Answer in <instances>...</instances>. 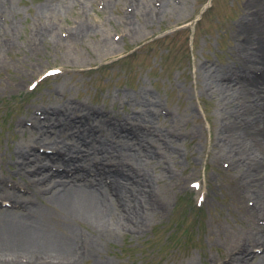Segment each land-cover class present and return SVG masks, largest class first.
I'll return each mask as SVG.
<instances>
[{"label": "rangeland", "instance_id": "374dc122", "mask_svg": "<svg viewBox=\"0 0 264 264\" xmlns=\"http://www.w3.org/2000/svg\"><path fill=\"white\" fill-rule=\"evenodd\" d=\"M164 1L160 12L158 0H136L158 13L146 25L135 16L124 34L115 25L131 8L125 2L86 3L81 19L98 30L67 51L50 40H26L43 28L36 17L43 0L9 1L11 13L0 19L3 28H14L8 40L2 37L8 44L0 49V180L21 181L12 166L13 150L34 138L22 131L36 110L79 103L108 116L109 122H94L107 129L141 111L134 98L142 92L158 103L150 108L155 113L150 126L170 133L178 153L162 155L159 169L149 166L152 196L162 210L146 214L143 232L115 236L99 251L115 264H225L237 242L258 232L261 222L218 139L222 102L209 90L208 74L218 70L217 82H225V74L248 69L262 81L257 66L246 60L244 39L256 5L264 20V0ZM76 8L52 18L56 34L80 19ZM105 33L117 49L101 50L98 39ZM250 34L264 38V27ZM160 138L155 141L162 144Z\"/></svg>", "mask_w": 264, "mask_h": 264}, {"label": "bare ground", "instance_id": "6f19581e", "mask_svg": "<svg viewBox=\"0 0 264 264\" xmlns=\"http://www.w3.org/2000/svg\"><path fill=\"white\" fill-rule=\"evenodd\" d=\"M9 1L0 0V19L11 13ZM99 1L106 7L118 1L131 7L115 25L123 34L135 16L146 25L154 23L158 13L136 0H43L36 13L43 19V28L33 29L27 42L50 40L66 51L75 48L98 30L97 25L89 26L81 19L80 7ZM158 3L163 12L166 2ZM74 8L80 19L65 33L56 34L52 18ZM260 9L255 6L254 18L248 22L250 32L264 27ZM13 30L12 25L3 28L0 22L1 50ZM250 32L244 39L246 60L257 66L262 81L250 76L248 69L225 74V82H217L218 70L208 74L209 90L222 102L218 139L233 170L244 180L245 193L253 201L251 211L256 210L253 214L261 222L258 232L237 242L236 253L225 264H264V38ZM5 35L10 37L3 40ZM98 43L102 51L117 49L106 33ZM66 56L71 57L70 53ZM134 99L141 111L107 129L95 128L94 122L102 125L111 120L108 116L105 119L99 110L79 103L43 107L30 116L22 133L34 138L13 150L12 166L21 183L0 180V264H115L102 256L99 245L125 233L136 236L146 226V214L162 210L152 196L149 166L159 169L162 155L172 157L178 147L170 133L159 134L150 126L155 117L150 108L157 101L142 92ZM95 130L107 134L97 135ZM160 137L162 144L155 141ZM41 148L50 151L39 153ZM160 170L167 172L164 167ZM76 225L88 233L78 231Z\"/></svg>", "mask_w": 264, "mask_h": 264}]
</instances>
